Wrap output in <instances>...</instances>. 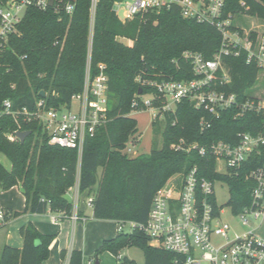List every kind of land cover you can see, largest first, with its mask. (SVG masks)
<instances>
[{"label": "trees", "instance_id": "16d2710c", "mask_svg": "<svg viewBox=\"0 0 264 264\" xmlns=\"http://www.w3.org/2000/svg\"><path fill=\"white\" fill-rule=\"evenodd\" d=\"M6 1L0 0V4ZM115 1L98 0L93 26L92 0H78L72 15L55 8L30 7L17 32L9 37L0 58V110L6 99H11L15 108L28 107L31 111L36 110L40 99L48 107L70 104L72 96L84 88L92 36V76L98 73L100 63L106 65L108 75V120L94 136L86 138L80 156L77 149L49 143L37 118L27 121L22 115L0 116V154L11 162L7 168L0 160V190L20 185L25 196L23 210H7L8 222L29 212L56 211L72 216L74 204L66 195L79 182L80 192L94 197L95 218L144 223L157 190L171 176L185 173L194 165H198L201 176L228 183L229 204L235 212L250 202V182L219 173L212 156H201L197 150L179 151L171 144L181 139L187 143L234 141L240 131H262L264 114L248 112L234 117V111H226L219 118L209 117L211 127L202 130L201 118L208 115L184 99L174 113L153 122L154 132L162 134V147L154 142L150 153L132 156L125 152L129 139L138 132V122L130 116L133 101L141 86L145 92L151 90L137 77L193 78L192 65L183 53L191 50L212 57L221 46L222 35L208 23L184 18L175 7L122 22L113 10ZM225 11L264 19V0H227ZM120 37L132 39L134 44L128 45ZM246 58L243 52L224 59L232 81L221 88L236 92L240 98L248 96L261 72ZM16 130L32 133L24 142L10 140L8 134ZM20 234L23 246L5 243L0 264H44L55 235L42 233L32 222L22 225ZM130 246L142 247L145 264H173L174 254L152 246L139 227L119 231L105 240L94 257L110 251L117 257V264H137L127 256L119 258L120 250ZM69 264H83V251L73 249Z\"/></svg>", "mask_w": 264, "mask_h": 264}, {"label": "built area", "instance_id": "2783aa9c", "mask_svg": "<svg viewBox=\"0 0 264 264\" xmlns=\"http://www.w3.org/2000/svg\"><path fill=\"white\" fill-rule=\"evenodd\" d=\"M50 1L7 0L0 4V58L9 43L10 35L17 32L28 8H55L59 13L72 15L78 0H53V5ZM226 2L115 1L113 10L122 22L138 16L144 17L149 12L175 7L184 18L208 23L222 35L221 46L212 57L191 50L183 53V57L192 65L193 78H142L139 75L137 81L151 87V90L145 92L143 89L141 94L137 93L132 112L148 110L153 122L163 120L166 113H174L178 104L188 99L195 108L208 115L201 118L202 130L211 127V118H219L226 111H234V117L244 116L248 112L264 114V100L249 95L240 98L236 92L221 88L232 81L230 71L224 66V59L240 56L243 52H246L247 63H255L260 68L259 77L264 80V32L252 33L238 27L234 23L237 14L225 11ZM97 3L98 0H92V26ZM91 52L92 36L84 88L72 96L70 104L48 107L45 100L40 99L36 110L31 111L28 107L15 108L13 101L6 99L0 116L22 115L27 121L37 118L48 134L49 143L77 149L82 156L86 138L94 136L97 128L108 120L106 65L100 63L98 73L92 76ZM18 132L9 133L8 138L19 139ZM138 136L137 132L129 139L125 152L138 155L134 151L139 143ZM175 148L184 152L197 150L201 156H212L216 159V170L219 173L242 177L250 182V202L238 213L229 204V200L226 204L219 202L216 182L228 183L201 176L198 165H194L157 190L146 222L121 221L119 231H132L139 227L146 233L152 246L174 254L173 264H264V236L256 228L236 232L224 219L227 211L245 224L249 223V217L259 219L264 215V129L259 132L240 131L234 141L218 139L209 143H187L181 139ZM219 162H223L225 170L219 169ZM93 199V196L88 198L90 206H93ZM77 202L78 195L74 198V203ZM73 217L77 219L78 214ZM7 223V210L0 204V228Z\"/></svg>", "mask_w": 264, "mask_h": 264}, {"label": "crops", "instance_id": "0c3cea01", "mask_svg": "<svg viewBox=\"0 0 264 264\" xmlns=\"http://www.w3.org/2000/svg\"><path fill=\"white\" fill-rule=\"evenodd\" d=\"M75 187L74 193L75 196L78 195V202L74 203L75 197H72V188L66 196L74 204L75 212L73 215L78 214V212L81 214L78 215L77 219L73 215L65 216L56 211H48L43 214L29 212L11 219L7 226L1 227L0 230H4L3 233L6 234L8 239L13 222L16 223V228L18 229L22 225L32 222L42 233L55 235L50 246V256L45 260L44 264H69L70 252L73 249L83 251V264H92L91 257L94 256L97 248L105 240L114 238L118 234L119 221L95 218L93 206L88 204L90 196L87 192H80L79 182H77ZM0 204L11 212L23 210L25 207V196L21 186L17 185L8 190H0ZM5 242L12 245L8 240ZM12 246L22 247L23 238L20 236ZM62 252H66V255L64 256Z\"/></svg>", "mask_w": 264, "mask_h": 264}, {"label": "rangeland", "instance_id": "374dc122", "mask_svg": "<svg viewBox=\"0 0 264 264\" xmlns=\"http://www.w3.org/2000/svg\"><path fill=\"white\" fill-rule=\"evenodd\" d=\"M128 1V0H126ZM234 23L242 28L243 30L249 31V32H256L261 31L264 32V19L251 16L250 14L246 12H240L237 14V16L234 19ZM120 40L128 45H133L134 41L129 38L120 37ZM249 96L258 97L262 100H264V80L262 77H259L257 83L253 88H251L248 91ZM132 117H134L138 122V138L139 143L134 147V151L136 153L142 154V153H150L152 150V147L154 145L158 146L159 148L163 145V138L162 134H156L154 132V125L152 120L151 112L148 110L144 111H135L131 112ZM161 123V122H160ZM162 128H164V124H159ZM178 142H175L171 144V148H174L177 145ZM136 155V154H133ZM132 155V156H133ZM0 160L6 167H11L10 160L4 155L0 154ZM219 169H224L223 162H219ZM101 173V170L99 171ZM179 177V174H175L171 176L167 183L170 181L175 180ZM217 187V198L219 202L221 203H227L230 198V191H229V185H227L224 182L217 181L216 182ZM75 190L76 187L72 188V197H75ZM74 193V194H73ZM15 218V217H13ZM12 218V219H13ZM224 219H226L236 232H244L247 230H250L252 228H256L258 233L264 236V215H262L259 219H254L249 217V223L245 224L242 222L239 218L234 217L229 211L226 212L224 215ZM4 230H0V252L3 247V243H6L5 241L8 240L9 243L12 245L15 244L17 239L20 238V228H16V223L13 222L11 229H10V236L7 239L6 234L3 233ZM4 234V235H3ZM22 237V236H21ZM121 256H127L130 259H133L136 261L137 264H145V253L140 246H130L125 247L120 250ZM92 264H95L97 258L91 257ZM98 260L100 261V264H117V257L111 253L110 251H103L99 256Z\"/></svg>", "mask_w": 264, "mask_h": 264}, {"label": "water", "instance_id": "95a60500", "mask_svg": "<svg viewBox=\"0 0 264 264\" xmlns=\"http://www.w3.org/2000/svg\"><path fill=\"white\" fill-rule=\"evenodd\" d=\"M50 4L53 5V0L50 1ZM142 92H143V89L140 88L139 91H138V93L141 94ZM42 96L45 97V92H42ZM31 133H32L31 130H23V131H19V132L17 133V136H18V138H19V140H20L21 142H24V141L26 140V138H27L29 135H31ZM95 264H99V260H98V259L96 260Z\"/></svg>", "mask_w": 264, "mask_h": 264}]
</instances>
